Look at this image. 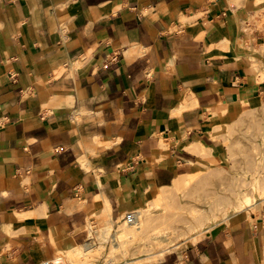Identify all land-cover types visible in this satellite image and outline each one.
I'll list each match as a JSON object with an SVG mask.
<instances>
[{
	"label": "crops",
	"instance_id": "1",
	"mask_svg": "<svg viewBox=\"0 0 264 264\" xmlns=\"http://www.w3.org/2000/svg\"><path fill=\"white\" fill-rule=\"evenodd\" d=\"M262 105L264 0H0V264H114L77 255ZM162 263L264 264V199Z\"/></svg>",
	"mask_w": 264,
	"mask_h": 264
},
{
	"label": "rangeland",
	"instance_id": "2",
	"mask_svg": "<svg viewBox=\"0 0 264 264\" xmlns=\"http://www.w3.org/2000/svg\"><path fill=\"white\" fill-rule=\"evenodd\" d=\"M225 132L226 152L222 159L214 161L204 170L178 177L174 184L156 191L148 203L136 209L141 212L148 210L147 216L141 214L140 222L143 225L140 228L128 225L124 220L127 212L114 218L115 228H110V231L108 229L105 238L102 237L100 230L99 247L94 246L87 255L81 250L77 257L85 256V259L94 260L101 258L108 250L107 256L113 258L114 264H160L166 252H170L183 242L196 241L216 223L223 222L232 214L250 207L259 199H264V105L228 124ZM217 172L221 175H217ZM204 175L214 176L212 178L209 176L211 181L208 182ZM202 176L206 179H201ZM192 186H197V189L195 188L197 191ZM232 187H237L236 191L233 192L235 189ZM226 189L232 192V196L231 193L228 195L229 201L226 196L229 192ZM189 190L196 193L191 192L193 194L191 195ZM224 193L228 203L224 197V203L221 199ZM217 194H220L221 198L214 196ZM217 198H220V202H217ZM198 208L200 209L197 210ZM136 210L133 211L137 212ZM116 229H120L119 235L115 233ZM158 232L161 234L165 232L166 240H161ZM106 241L109 245L105 244ZM57 260L59 264L73 263L64 255ZM108 263L110 260L107 259L102 262Z\"/></svg>",
	"mask_w": 264,
	"mask_h": 264
},
{
	"label": "bare ground",
	"instance_id": "3",
	"mask_svg": "<svg viewBox=\"0 0 264 264\" xmlns=\"http://www.w3.org/2000/svg\"><path fill=\"white\" fill-rule=\"evenodd\" d=\"M196 144H197V143H195V145H196ZM195 145H194V146H195ZM202 146H203V145H202ZM200 149H201V148H200ZM200 149H197V150H200ZM194 150H195V149H194ZM192 152H193V151H192ZM201 153H202V152H201ZM215 159H216V158H215ZM216 171H217V170H216ZM218 171H219V170H218ZM212 172H214V171H212ZM217 173H218L217 175H219V174L221 175L220 172H217ZM187 175H188V174H187ZM205 175H206V174H205ZM205 175H204V176H205ZM217 175H216V176H217ZM220 175H219V176H220ZM204 176H202L203 178L201 177V179H203V180L206 179V178H204ZM209 176H211V175L205 176V177H207L206 180H207L208 182L211 181V180H209V178H208ZM212 176H214V175H212ZM212 176H211V178H212ZM199 177H200V176H198V179H199ZM198 179H197V180H198ZM201 179H200V180H201ZM203 180H202V181H203ZM202 181H201V182H202ZM194 182H195V181H194ZM194 182H192L193 185H194ZM196 182H198V181H196ZM199 182H200V181H199ZM199 182H198V183H199ZM205 182H206V181H205ZM198 183H197V184H198ZM202 183H203V182H202ZM197 184H196V185H197ZM203 184H206V183H203ZM203 184H201V185L203 186ZM204 186H205V185H204ZM192 187H193V186H192ZM198 187H199V186H198ZM205 187H206V186H205ZM195 188L197 189V186H196V187H195V186L193 187V189H195ZM202 188H204V187H201V189H202ZM232 188L235 189V190H233ZM232 188H231V191L233 190V192H234V191H236V188H237V187H235V188L232 187ZM259 188H261V187H259ZM196 189H195V190H196ZM198 189H199V188H198ZM204 189H205V188H204ZM240 189H241V188H240ZM226 190H227V189H226ZM228 190H229V189H228ZM228 190H227V191H228ZM196 191H197V190H196ZM227 191H226V192H227ZM237 191H238V190H237ZM191 192H192V191H191ZM191 192H190V190H189V193H190L191 195H193L194 193H196V192L193 191V192H192L193 194H192ZM219 192H220V191H219ZM228 192H229V194H227ZM228 192L226 193V194H227V195H226V196H227V199H228V195H230V193H231V196H232V192H230V191H228ZM240 192H241V191H240ZM197 193H198V192H197ZM217 193H218V192H217ZM222 193H223V192H222ZM235 193H237V192H235ZM220 194H221V192H220ZM220 194H219V195L217 194V195H214V196H219L220 198H221V196H222L221 199H222V201H223V197H224L225 193L222 194L221 196H220ZM226 196H225V197H226ZM252 196H255V195H252ZM252 196H251V197H252ZM225 197H224V198H225ZM215 198H216V197H215ZM220 198H217V202H220ZM246 198H247V197H246ZM227 199L225 198L226 201H227ZM250 199H251V198H250ZM228 201H229V199H228ZM228 201H227V203H228ZM223 203H224V201H223ZM229 203H230V202H229ZM231 203H232V201H231ZM213 204H214V202H213ZM216 204H217V203H215V205H216ZM233 204H234V203H233ZM156 205H157V204H156ZM215 205H213V206H215ZM217 205H218V204H217ZM211 206H212V204H211ZM224 206H225V205H224ZM215 207H216V206H215ZM215 207H214V208H215ZM140 209H141V208H140ZM199 209H200V208H198L197 210H199ZM136 211H137V212H136L135 214L137 215V219H136L133 223H129V222H127V223H128V225L131 226V227L140 228V226L143 225V224H141V222H140V221H142V218H141V220H140L141 214H142L143 216H147V214H148L147 211H148V210L145 209V210H142V212H141V210H136ZM200 211H201V210H200ZM106 214H107V213H106ZM103 215H104V214H103ZM196 216H197V215H196ZM198 217L200 218V216H198ZM198 217H196V218H198ZM170 218H172V217L170 216ZM146 219H147V217L145 218V220H146ZM143 220H144V219H143ZM145 220H144V221H145ZM193 220H194V219H193ZM144 221H143V222H144ZM196 221H197V219H196ZM143 222H142V223H143ZM144 224H145V223H144ZM104 225H105V224H104ZM106 227H107V228L109 229V231H110V228H113V227H114V222H113L112 220H111V222H107ZM119 227H120V226H119ZM163 227H164V226H163ZM114 228H115V227H114ZM116 228H118V227H116ZM125 228H126V227H125ZM128 228H129V227H128ZM128 228H126V229H128ZM168 228H169V227H168ZM168 228H167V230H168ZM132 229L134 230V228H132ZM106 230H107V229H106ZM119 230H120V229H116L115 233L118 234V233L120 232ZM133 230H132V231H133ZM137 230H138V229H137ZM139 230H140V229H139ZM162 230H163V229H162ZM124 231H125V230H124ZM171 231H172V230H171ZM130 232H131V231H130ZM130 232H129V233H130ZM133 232H134V231H133ZM165 232H167V231H165ZM165 232H164V233H165ZM99 233H100V232H99ZM162 233H163V232H162ZM164 233H163V234H161L160 232L157 233L158 237L161 238V240L167 238L166 233H165V234H164ZM167 233H168V232H167ZM122 234H123V232H122ZM132 234H133V233H132ZM103 235H104V234H103ZM118 235H119V234H118ZM157 235H156V236H157ZM121 236H122V235H121ZM168 236H169V235H168ZM103 238H105V237H103ZM165 240H166V239H165ZM163 241H164V240H163ZM90 245H91V244H90ZM82 247H83V246H82ZM85 247H87V249H88L87 251L85 250L86 252L93 250V246H89V245L87 246V245H86V246H84L83 248H85ZM80 248H81V247H80ZM85 249H86V248H85ZM85 251H84V252H85Z\"/></svg>",
	"mask_w": 264,
	"mask_h": 264
},
{
	"label": "built area",
	"instance_id": "4",
	"mask_svg": "<svg viewBox=\"0 0 264 264\" xmlns=\"http://www.w3.org/2000/svg\"><path fill=\"white\" fill-rule=\"evenodd\" d=\"M116 58V56L114 57ZM135 211H129L124 215V220L129 223H133L137 219ZM60 262L57 259H46L38 262L37 264H59Z\"/></svg>",
	"mask_w": 264,
	"mask_h": 264
}]
</instances>
